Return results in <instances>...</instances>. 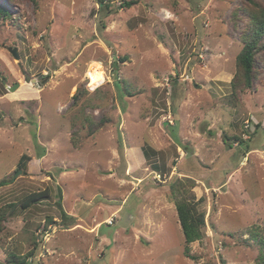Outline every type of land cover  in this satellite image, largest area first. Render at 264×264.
Segmentation results:
<instances>
[{"label":"rangeland","instance_id":"374dc122","mask_svg":"<svg viewBox=\"0 0 264 264\" xmlns=\"http://www.w3.org/2000/svg\"><path fill=\"white\" fill-rule=\"evenodd\" d=\"M109 1L0 0V208L49 193L0 223V264H257L264 50L250 88L236 57L264 0ZM183 176L194 258L169 195Z\"/></svg>","mask_w":264,"mask_h":264},{"label":"trees","instance_id":"16d2710c","mask_svg":"<svg viewBox=\"0 0 264 264\" xmlns=\"http://www.w3.org/2000/svg\"><path fill=\"white\" fill-rule=\"evenodd\" d=\"M103 8L108 9L110 7L109 0H97ZM137 2V0L124 1L123 6H131ZM253 10L247 12L250 16L249 20L251 24L250 29L243 36V46L236 57L237 66L241 74V80L244 83V88H250L254 79V64L255 55L260 51L264 50V6L261 3L253 2ZM261 5V7H260ZM249 9V7H246ZM108 12H111L109 9ZM9 16L8 10L0 3V19ZM128 58L127 55L118 57L113 61V68L116 69L117 62L119 60L125 61ZM235 81V80H234ZM233 81V82H234ZM232 82V83H233ZM238 87L233 86L234 92L237 91ZM88 90V88H86ZM79 89H76L73 98L76 99L79 94ZM89 119L92 118L87 115ZM88 120V119H87ZM91 124L92 134L96 131V128L103 124V122L96 123L94 121H89ZM26 156L23 154L20 158L19 164ZM7 184L6 181H1L0 186ZM195 186V179L188 176L176 177L169 184V195L171 200L174 202L178 221L184 237L183 254L186 257L194 258L190 254V244L196 240L202 238L204 227V212L199 209V204L201 199L195 200V195L192 192V188ZM49 193L47 191L32 192L25 195L20 201H13L0 208V223L9 217L17 207L21 209H26L32 204H35L45 198H47ZM33 253H27L25 255H18L16 253L7 254L5 259V264H28V258L30 259ZM257 264H264V251L260 254Z\"/></svg>","mask_w":264,"mask_h":264},{"label":"water","instance_id":"95a60500","mask_svg":"<svg viewBox=\"0 0 264 264\" xmlns=\"http://www.w3.org/2000/svg\"><path fill=\"white\" fill-rule=\"evenodd\" d=\"M13 54L15 55V57H17L18 55H17V51L14 49L13 50ZM14 89V87H11V90H13ZM20 173V172H19Z\"/></svg>","mask_w":264,"mask_h":264},{"label":"bare ground","instance_id":"6f19581e","mask_svg":"<svg viewBox=\"0 0 264 264\" xmlns=\"http://www.w3.org/2000/svg\"><path fill=\"white\" fill-rule=\"evenodd\" d=\"M96 70H97V69L94 68V69L92 70V73L95 74V73H96ZM93 76H94V75H93Z\"/></svg>","mask_w":264,"mask_h":264}]
</instances>
